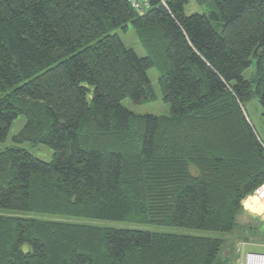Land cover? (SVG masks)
Returning a JSON list of instances; mask_svg holds the SVG:
<instances>
[{
  "label": "trees",
  "instance_id": "1",
  "mask_svg": "<svg viewBox=\"0 0 264 264\" xmlns=\"http://www.w3.org/2000/svg\"><path fill=\"white\" fill-rule=\"evenodd\" d=\"M191 1L0 0V142L26 118L0 153V264H226L223 239L83 222L230 235L264 185L245 109L264 108V0ZM154 68L171 116H135L122 102L156 101Z\"/></svg>",
  "mask_w": 264,
  "mask_h": 264
},
{
  "label": "rangeland",
  "instance_id": "2",
  "mask_svg": "<svg viewBox=\"0 0 264 264\" xmlns=\"http://www.w3.org/2000/svg\"><path fill=\"white\" fill-rule=\"evenodd\" d=\"M212 0H192L189 5L186 6L185 13L190 16L195 13H208L212 11ZM126 47L133 49L136 54L144 58L148 56V52L141 42L137 31L132 25L128 26L127 32L121 29L114 30ZM256 70L255 64L252 68L245 73V77L250 78L251 74ZM148 76L151 82V86L157 97L155 102L136 104L127 99L122 102L123 106L128 109L135 116H156L162 117L171 116V108L168 104L164 103L163 97L159 88V72L157 69H151L148 72ZM246 116L255 130L258 137L264 142V108L260 104L257 98L247 103L245 106ZM26 118L21 116L14 122L11 127L8 140L4 143L0 142V153L6 151L9 148L14 147L12 141L13 137L17 136L25 127ZM24 149L29 151L35 158L43 162H51L53 160V151L47 146L39 145L33 146L26 144ZM251 197V198H250ZM249 201L244 208V214L238 219V228L230 235H222L213 232L200 231V230H187L180 228H163L151 225H139L129 222H104L96 220H83L91 225H97L102 227L116 228V229H128L139 230L149 232H160L168 234L179 235H193L201 237H209L215 239H223L225 241L223 251V261H227L226 264H245L249 254H264V200L255 196H250ZM248 199V198H247ZM8 213V212H6ZM10 215V214H5ZM19 216L23 218H39V219H51L44 215L28 214V213H12L10 216ZM252 215L257 219H253ZM60 220V219H55ZM64 221H71L64 219Z\"/></svg>",
  "mask_w": 264,
  "mask_h": 264
},
{
  "label": "built area",
  "instance_id": "3",
  "mask_svg": "<svg viewBox=\"0 0 264 264\" xmlns=\"http://www.w3.org/2000/svg\"><path fill=\"white\" fill-rule=\"evenodd\" d=\"M130 2L132 3L133 9L137 10L138 12L143 11L150 6L149 0H130ZM253 196L264 200V185L256 190ZM257 263L264 264V254H249L245 264Z\"/></svg>",
  "mask_w": 264,
  "mask_h": 264
},
{
  "label": "water",
  "instance_id": "4",
  "mask_svg": "<svg viewBox=\"0 0 264 264\" xmlns=\"http://www.w3.org/2000/svg\"><path fill=\"white\" fill-rule=\"evenodd\" d=\"M252 218H253V219H257V217H256V216H254V215H252Z\"/></svg>",
  "mask_w": 264,
  "mask_h": 264
},
{
  "label": "bare ground",
  "instance_id": "5",
  "mask_svg": "<svg viewBox=\"0 0 264 264\" xmlns=\"http://www.w3.org/2000/svg\"><path fill=\"white\" fill-rule=\"evenodd\" d=\"M251 198V197H250ZM253 198H255L256 199V197H253ZM257 264H261V263H257Z\"/></svg>",
  "mask_w": 264,
  "mask_h": 264
},
{
  "label": "crops",
  "instance_id": "6",
  "mask_svg": "<svg viewBox=\"0 0 264 264\" xmlns=\"http://www.w3.org/2000/svg\"><path fill=\"white\" fill-rule=\"evenodd\" d=\"M264 143V142H263Z\"/></svg>",
  "mask_w": 264,
  "mask_h": 264
}]
</instances>
